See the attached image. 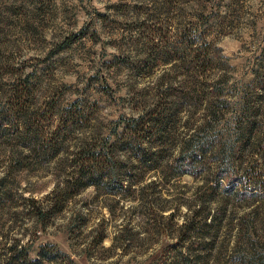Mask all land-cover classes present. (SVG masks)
I'll list each match as a JSON object with an SVG mask.
<instances>
[{
  "label": "rangeland",
  "instance_id": "1",
  "mask_svg": "<svg viewBox=\"0 0 264 264\" xmlns=\"http://www.w3.org/2000/svg\"><path fill=\"white\" fill-rule=\"evenodd\" d=\"M170 84L196 92L178 103L181 120L168 121L163 156L147 169L119 143L123 121ZM246 121L262 147L264 0H0V264H187L176 259L186 241L195 264H264L245 240L263 234L264 187L233 180L252 164L264 170L251 144L234 153ZM208 142L197 174L178 176L183 149ZM82 148L114 155L116 183L89 185L41 222L32 200L53 205L46 197ZM131 175L140 182L129 187ZM199 205L223 222L207 254L197 243L210 230H179Z\"/></svg>",
  "mask_w": 264,
  "mask_h": 264
},
{
  "label": "trees",
  "instance_id": "2",
  "mask_svg": "<svg viewBox=\"0 0 264 264\" xmlns=\"http://www.w3.org/2000/svg\"><path fill=\"white\" fill-rule=\"evenodd\" d=\"M202 48V47H200ZM195 86V85H194ZM194 86L182 88V89H174V87L170 84L167 86V89L164 90L162 93L163 95L150 107L146 113H142L139 116L131 117V118H124V131L125 136L123 139H119V143H124L130 145V149L133 150L134 155L138 158L141 165L147 166V169H155L157 168V164L159 163V158L163 156V149L167 144L166 136L170 133V129L168 128V121H171L173 118H176V122L181 120V113L183 111L182 105L178 106V103H183L185 101H190L195 95ZM21 96V97H20ZM18 97L19 99L22 98V93L19 88L14 89V98ZM27 100V97H25ZM77 104H73L71 109L66 110V113L61 117L60 122L58 123V127L56 129H62L61 126H66L65 124L68 123V117L70 116L71 112L76 110ZM211 109V107H209ZM75 112V111H74ZM245 115V113H243ZM17 121H16V128L20 132H18L19 137L23 134L21 132L20 126L21 124L29 123V117L27 111L22 105L17 110ZM66 122V123H65ZM239 123L241 120L239 119ZM246 124L239 126V133H238V141L239 147L237 150H234V153L243 152L247 145L251 144L250 152L252 158L256 156H260L259 158L255 159L256 161L261 160L264 163V143L262 147L260 145H254L252 140L255 139V129L256 126L253 124L254 121L245 122ZM260 138L264 140V130L260 133ZM125 140H127L125 142ZM159 142V147H154L153 143ZM253 142H257L260 144L258 140H254ZM206 144H210V142L203 144V147H196L194 153L185 154V149H183L182 153L178 158V169L179 175L184 174H194L193 173L194 164H196V158L199 156H205L207 149ZM250 146V145H249ZM79 156L83 154H87V156L81 157L77 163H75L76 170L71 171L64 183L59 184L53 192H51L47 197L51 199V203L53 205H43V202L40 200H32L34 206V212L36 217L41 222H44L51 214L55 212V206L60 204L58 210H61L64 205L63 203H67L70 199L76 196L80 191L84 188L88 187L89 185H96L100 186L101 183L108 180L106 183L114 184L117 181V172L114 168V155L109 153L107 150L104 149H88L87 151L85 148L80 149L78 151ZM236 156V155H235ZM254 165H250L244 169V172L239 177L233 179L234 181H243L244 189L248 190V186L253 184L257 188L264 187V170H254ZM244 175V176H243ZM245 177V178H244ZM140 182V178H135L134 175H131V179L129 181V187L132 185ZM115 189V187H114ZM114 189H110L111 191H116ZM63 202V203H61ZM174 214L171 213V216ZM222 217L220 213H211V211H206L205 207L199 205L197 209H191V212L187 214L182 223L179 225V230L184 231V234H196L200 233V230L206 231L210 230V233L207 235L201 234V240L197 243L199 246H202L200 251L208 253L209 245H213L219 230L221 229L222 225ZM208 233V232H207ZM106 236L101 235L97 237V240L100 243H103ZM186 238V237H185ZM244 235L240 236L239 239H245ZM251 237L246 238L245 240L249 241L250 250L249 255L255 260H263L264 259V252L261 251L264 249V228L263 234L258 236V241L253 243L254 241H250ZM184 237H181V241L183 242ZM185 240V239H184ZM186 241L185 245H182L177 249L179 253L176 255V259L179 257H183L187 264H195L193 261L190 260L188 254H193L192 244L188 245ZM181 245V244H180ZM262 246L261 250L258 247ZM198 247V246H197ZM187 254V255H186ZM201 258V259H200ZM198 259L203 260L204 257H199ZM264 262V261H263ZM30 264H37V261H30Z\"/></svg>",
  "mask_w": 264,
  "mask_h": 264
}]
</instances>
